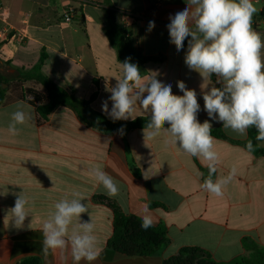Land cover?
Segmentation results:
<instances>
[{"label":"crops","instance_id":"obj_1","mask_svg":"<svg viewBox=\"0 0 264 264\" xmlns=\"http://www.w3.org/2000/svg\"><path fill=\"white\" fill-rule=\"evenodd\" d=\"M253 3L259 10L255 17L264 9V0ZM186 7V0H0V76L9 85L0 104V192H7L0 195V264H19L30 257H39L43 264H73L70 247L43 253L41 230L54 204L70 199L73 191L86 197L82 203L89 211L81 220L92 218L100 241L101 254L92 264H162L186 247L204 250L217 263H229L246 254L244 240L264 246V156L235 143L246 141L248 133L239 136L225 130L204 110L203 92L220 85L217 77L204 82L189 69L184 61L187 39L178 52L167 28L169 17ZM70 9L75 15L67 22L64 15ZM109 11L142 56L160 58L139 65L141 74L156 73L157 79L172 85L175 95H182L177 81L194 89L201 106L199 122L209 120L212 130L220 129L228 138L213 136L220 156L213 178L237 167L223 197L200 187L203 178L198 172L207 176L206 162L167 144L166 137L145 141L143 129L104 134L64 106L40 122L36 107L23 99H32L24 89L47 96L44 86L23 78L45 54L41 71L49 80L83 101L95 94L91 108L109 117L102 102L108 100L111 111L109 89L122 77L119 63L127 59L118 55L106 35ZM254 17V30L264 33V20ZM149 21L155 23L151 31ZM18 102L30 119L18 125L19 134L13 136L8 124ZM133 116L149 117L139 105ZM259 147L264 150V142ZM97 166L117 183L118 196H107L89 174ZM22 191L30 199L31 214L18 229L9 210ZM109 204L141 221L150 216L152 227L166 229L170 244L147 257L114 252L108 248L114 233V209Z\"/></svg>","mask_w":264,"mask_h":264},{"label":"clouds","instance_id":"obj_2","mask_svg":"<svg viewBox=\"0 0 264 264\" xmlns=\"http://www.w3.org/2000/svg\"><path fill=\"white\" fill-rule=\"evenodd\" d=\"M187 7L170 16L167 25L170 43L177 51L188 49L184 57L189 69L197 71L203 81L215 75L220 87L213 86L203 92L204 110L210 120L222 123L225 130L246 136L250 128L256 130V141L264 142V33L253 28V17L259 11L253 0H186ZM155 27L149 21L148 30ZM127 58L120 64L122 77L109 90L112 102H102L103 112L114 122L135 119L137 105L149 116L143 133L144 139L166 137V143L179 148L187 155L206 162L208 174L198 172L203 178L200 187L208 193L223 197L225 188L237 175V167H231L226 176L213 178L217 173L220 156L211 135L209 120L199 122L201 111L197 93L188 89L183 81H177L182 95L173 94L172 85L157 79V74H141L139 66ZM204 88V87H202ZM146 94V95H145ZM30 116L23 111L22 102L11 114L8 132L19 134L18 125H23ZM124 134L123 127L118 130ZM259 145L248 140L245 149L252 153ZM89 174L103 186L110 198L120 193L113 178L99 166ZM149 177L145 176V179ZM7 192H0L6 195ZM79 191L71 198H63L54 204L42 224L43 253L64 251L70 247L73 264L86 261L92 264L101 254L100 241L95 234V224L81 220L88 213V205ZM16 228L24 226L31 214L30 199L22 191L17 194L14 207L9 210ZM30 226V225H29ZM153 226L150 216H143L144 230Z\"/></svg>","mask_w":264,"mask_h":264},{"label":"trees","instance_id":"obj_3","mask_svg":"<svg viewBox=\"0 0 264 264\" xmlns=\"http://www.w3.org/2000/svg\"><path fill=\"white\" fill-rule=\"evenodd\" d=\"M114 12L109 11L110 26L106 29V35L110 39L112 46L118 51V55L126 58H131L132 63L142 65L149 61H158L160 58L144 57L130 43L126 32L123 28H119L113 20ZM254 18L264 20V9ZM45 54L42 55L40 62L23 77L28 80H35L38 84L44 86L47 91V96L36 92L33 89H24L23 94L31 96L32 99H23L36 107L38 121L45 122L49 119L52 112L59 106H64L71 109L88 127L98 130L104 134L119 133V129L123 127L124 134L134 129H144L149 117H140L133 121L127 122L124 120L113 121L109 117L95 112L91 108V103L95 98V94L87 101L80 100L75 97L72 90H68L51 80H49L41 71ZM7 87H4V86ZM216 87H220L217 85ZM9 89L8 83L0 76V104L6 99V94ZM211 135L227 140L224 133L218 130H212ZM256 130L250 128L248 130V138L246 141H235V143L245 147L250 139L254 145H259L256 141ZM257 156H264V150L256 147L254 152ZM114 210V233L108 243V248L114 252L124 256H152L163 250L170 244V239L166 229L163 226L151 227L144 230L141 227V220L125 215L115 206L109 204ZM246 254L235 258L229 263H217L211 256L200 248H183L179 253L162 264H264V246L258 244H248L243 242ZM19 264H43L39 257H30Z\"/></svg>","mask_w":264,"mask_h":264},{"label":"built area","instance_id":"obj_4","mask_svg":"<svg viewBox=\"0 0 264 264\" xmlns=\"http://www.w3.org/2000/svg\"><path fill=\"white\" fill-rule=\"evenodd\" d=\"M74 15H75V11L73 9L67 10L64 15L65 21L67 22L72 21L74 18Z\"/></svg>","mask_w":264,"mask_h":264}]
</instances>
